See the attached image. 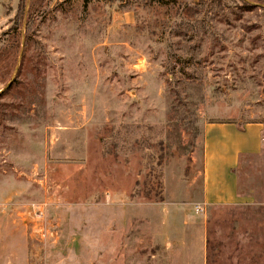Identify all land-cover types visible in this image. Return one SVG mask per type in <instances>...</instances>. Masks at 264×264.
Instances as JSON below:
<instances>
[{"label": "rangeland", "instance_id": "374dc122", "mask_svg": "<svg viewBox=\"0 0 264 264\" xmlns=\"http://www.w3.org/2000/svg\"><path fill=\"white\" fill-rule=\"evenodd\" d=\"M18 9L0 0V264H264V204L194 207L205 124H264V0Z\"/></svg>", "mask_w": 264, "mask_h": 264}, {"label": "crops", "instance_id": "0c3cea01", "mask_svg": "<svg viewBox=\"0 0 264 264\" xmlns=\"http://www.w3.org/2000/svg\"><path fill=\"white\" fill-rule=\"evenodd\" d=\"M203 175L199 209L211 204H264V124L206 123Z\"/></svg>", "mask_w": 264, "mask_h": 264}, {"label": "trees", "instance_id": "16d2710c", "mask_svg": "<svg viewBox=\"0 0 264 264\" xmlns=\"http://www.w3.org/2000/svg\"><path fill=\"white\" fill-rule=\"evenodd\" d=\"M26 1H27V0H19L18 14H19V11H20V14L22 15L23 10H24V7H25V3H26ZM18 14L16 15V17L18 16ZM16 28H17V25H14V26H12V27L10 28L9 31H15L16 33H18L19 30H20V26H19V24H18V28H17V30H14V29H16ZM0 42H1V37H0Z\"/></svg>", "mask_w": 264, "mask_h": 264}, {"label": "built area", "instance_id": "2783aa9c", "mask_svg": "<svg viewBox=\"0 0 264 264\" xmlns=\"http://www.w3.org/2000/svg\"><path fill=\"white\" fill-rule=\"evenodd\" d=\"M197 209H199V207H197Z\"/></svg>", "mask_w": 264, "mask_h": 264}]
</instances>
